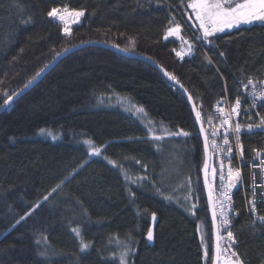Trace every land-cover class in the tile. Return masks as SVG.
<instances>
[{"label":"trees","instance_id":"16d2710c","mask_svg":"<svg viewBox=\"0 0 264 264\" xmlns=\"http://www.w3.org/2000/svg\"><path fill=\"white\" fill-rule=\"evenodd\" d=\"M53 7L84 11L70 35ZM193 16L186 0H0V106L61 51L103 42L174 76L210 137L216 106L264 80V24L204 40ZM177 23L186 43L167 35ZM246 108L244 159L264 148V102ZM203 158L188 101L158 70L103 47L70 53L0 113V264H121L126 248L123 264H211ZM244 199L236 192L235 256L264 263V225H251Z\"/></svg>","mask_w":264,"mask_h":264},{"label":"built area","instance_id":"2783aa9c","mask_svg":"<svg viewBox=\"0 0 264 264\" xmlns=\"http://www.w3.org/2000/svg\"><path fill=\"white\" fill-rule=\"evenodd\" d=\"M71 20H69V23ZM253 86L257 90L264 89V80L261 83L255 82L249 84V81L242 84V91L246 92V100H240L239 114L243 113L247 109V104H252L253 97L251 96V91ZM237 100V99H236ZM236 100H230L225 97L216 106L217 122L215 125L210 127V153L212 158L215 159V175L211 182L208 183L211 193H212V205L215 204L217 212V227L218 235L222 237L221 243V257L222 259L228 260L233 258L232 253L239 249V237H237V228L234 226V222L239 217V211L235 205V195L236 192H241L244 194L245 199V209L246 213L250 215V222L252 226L264 225V221L260 217H264V165L261 161L264 160V148L255 149L251 154L250 158L244 159L240 151V141L237 142V133H235L234 126L236 124L237 114L232 113L231 109L235 106ZM264 100L257 99L256 105L263 104ZM245 109H244V108ZM223 108L224 111L220 112L219 109ZM230 116L229 125H222L224 117ZM231 125V127H230ZM227 130V135L229 139V144L225 145L223 143V137L225 131ZM215 132L216 135L213 136L212 133ZM215 141L218 146L217 149L212 148V142ZM231 147L232 151L229 153L227 149ZM260 155H257V153ZM230 161V163H229ZM223 162V167L221 164ZM232 168L234 171H240V179L236 182V186L233 188H228V169ZM246 168V174L244 169ZM221 174L224 176V180L221 181ZM227 194L230 199L225 198ZM223 203L225 205V212L230 223L224 226L221 223L220 208L219 205ZM254 209V210H253ZM231 231L233 234L232 240L228 239L227 233ZM234 241V242H233ZM230 245V247H229ZM264 264V263H260Z\"/></svg>","mask_w":264,"mask_h":264},{"label":"snow or ice","instance_id":"6c2138e0","mask_svg":"<svg viewBox=\"0 0 264 264\" xmlns=\"http://www.w3.org/2000/svg\"><path fill=\"white\" fill-rule=\"evenodd\" d=\"M188 8H191L195 19L199 23V29L202 31L203 39L207 40L209 37L214 36L216 33L224 32L226 29L231 30L233 28H238L240 25H249L253 24L254 22H261L264 24V0H191V2L187 5ZM84 15V11L82 10H71L67 7H64L63 9L55 8L53 7L49 12L48 16L51 18L58 19L61 23L64 24V32L67 35L71 34V30L69 28V20H71V23L75 24L79 22V18ZM181 31L180 25L177 23L175 27L169 29L167 35L168 36H178ZM167 39V36L165 37ZM177 56H180L183 58V54L181 52H177ZM39 75V73H37ZM165 75H169L167 72H165ZM170 79H175L174 76H170ZM31 83V81H29ZM249 84H252V81L249 80ZM27 87V85H25ZM251 96L253 97L252 105L256 106V100H264V89L257 90L255 86H253L251 91ZM6 95V99L4 101L5 104L9 103L12 100V97L8 94ZM191 99V97H189ZM239 108H240V100L237 99L235 102V106L231 109L232 113L239 114ZM138 111L143 112V109H138ZM220 112H223L224 109L220 108ZM197 120L200 119L201 114L200 112L196 113ZM230 123V116L226 115L222 121V125H229ZM256 127H264V115L261 116V119L258 124L255 125ZM231 127V125H230ZM249 131L253 128V124L247 125ZM241 129V125L239 123H236L234 126V131L237 133V142H239V132ZM42 132L44 130H41ZM201 132H203V128H201ZM183 135L187 136L188 133L184 132ZM213 136L216 135L215 132L212 133ZM161 137L156 136L155 139L159 140ZM86 143H91L90 141H87ZM223 143L225 145L229 144V139L227 135V130L225 131L224 137H223ZM208 138L205 136V152L208 151ZM217 145L215 141L212 142V148L217 149ZM241 154L243 153V146L241 145ZM232 149L229 147L227 149V152H231ZM93 154L100 155L99 149H93ZM257 155H260L258 152ZM115 163V162H111ZM230 163V161H229ZM261 164L264 165V160L261 161ZM221 167H223V162L221 164ZM205 172H207V166H205ZM215 175V170L213 172ZM240 171L239 170H233L231 167L228 169V183L227 187L233 188L236 186V182L240 179ZM221 181H223L225 178L223 174H221L220 177ZM207 183V180H206ZM226 199H230V197L225 194ZM209 202L213 203L212 201V193L211 190L209 191ZM220 208V217H221V223L224 226H227L230 221L227 217V213L225 212V205L221 203L219 205ZM254 210V209H253ZM217 218V212H216V206L213 204V210H212V221L213 226H215V221ZM20 219H24V217H21ZM262 221H264V217H260ZM152 220H156V216L153 213L152 214ZM19 222V221H18ZM74 232H76L77 236H79V231L77 229H73ZM228 239L232 240L233 234L231 231L227 233ZM147 238L149 240L153 239V233L151 230L147 233ZM222 237L217 235V242H216V253H215V260L219 261L221 257V241ZM234 242V241H233ZM88 245L81 240V248L82 250L84 248H87ZM230 247V245H229ZM128 253V249L126 248L124 252L121 253V264H123L124 256H126ZM236 253L233 252L232 256H235ZM205 256H208V252H205ZM224 264H232L231 261L225 260ZM235 264H239V260L235 262Z\"/></svg>","mask_w":264,"mask_h":264},{"label":"water","instance_id":"95a60500","mask_svg":"<svg viewBox=\"0 0 264 264\" xmlns=\"http://www.w3.org/2000/svg\"><path fill=\"white\" fill-rule=\"evenodd\" d=\"M90 46H94V47H98V48H105L107 50H111V51H114L115 53L121 55L122 57H126V58H130V59H138V60H141V61H145L146 63H148L151 67H153L154 69L158 70L161 75L163 76V78L165 80H168V82L174 86L176 89L180 90L181 93L183 94V96L185 97V99L188 101L189 105H190V109L192 111V114H193V118H194V121L196 122V125H197V129H198V132L200 133L201 135V142H203V153H204V158H203V162H202V168H201V171H200V174H201V182H202V185L204 186V196H206V201H207V206H208V209H209V217L211 219V227H212V238H213V245H212V249H213V252H212V262L211 264H218L219 261H216L215 260V253H216V242H217V233H218V227H217V218H216V221H215V226H213V221H212V210H213V205L212 203L209 202V191H210V187L208 185V170H209V166H210V153H209V147H208V151L205 152V136H207L206 134V131L204 130V127H203V124H202V121L197 120V117H196V113L198 112V110H196V107L194 105V102L193 100L189 99V94L186 92V90H184L182 88V86L175 81V79H170V75H165V71L164 69H162L156 62H153L151 59H148L147 57H143L141 55H137L135 53H130L124 49H120L118 48L117 46H114V45H109V44H106V43H99V42H95V41H90V42H87V43H80L79 45L77 46H73V47H69L68 49L66 50H63L61 51L56 57H54L50 62H48V65L43 68L41 71H39V75H37L34 79L31 80V83H28L27 84V87H24L20 90H18L14 95H12V100L7 103V104H3L0 106V113L3 112L5 109H7V106L10 105L12 102L16 101L21 95L27 93L30 89H32L33 87L36 86V84L44 77L47 75V73L49 72V70H51L56 64H58V62L65 58L66 56H68L70 53H73L77 50H80L81 48H85V47H90ZM168 73V72H167ZM201 128H203V132H201ZM209 145V143H208ZM205 166H207V172H205ZM206 180H207V183H206Z\"/></svg>","mask_w":264,"mask_h":264},{"label":"rangeland","instance_id":"374dc122","mask_svg":"<svg viewBox=\"0 0 264 264\" xmlns=\"http://www.w3.org/2000/svg\"><path fill=\"white\" fill-rule=\"evenodd\" d=\"M190 2H191V0H186V4H187V5H188ZM189 9H191V8H189ZM191 10H192V9H191ZM192 14H194L193 11H192ZM193 17H194V22H195V23H196V22L198 23V21L195 19V15H194ZM198 24H199V23H198ZM180 28H181V31H180L178 37L186 43V41L189 40V36L183 32L181 26H180ZM63 29H64V28H63ZM189 45H190V43H187V44H186V46H189ZM182 46H183V45H182ZM178 52H180V51H178ZM130 113H133L134 116H136L137 114H140V113H137L135 110H132V109H131V112H130ZM216 122H217V120L215 119V120L211 123V125H212V126L215 125ZM211 125H210V126H211ZM254 129H261V130H264V127H256V128H254ZM254 129H253V130H254ZM207 138H209L208 135H207ZM209 141H210V140H208V142H209ZM88 147H89V152H90V155H91V156H94V157H95V156H98V155L93 154V149H94V148H95V149H99V148L94 147V146H92V145H90V144H88ZM209 147H210V142H209ZM99 150H100V149H99ZM210 163H211V164H210V166H209V170H208V174H209V175H208V181H209V182L212 181V179H213V177H214L213 172H214V170H216V167H215V159H213L212 161H210ZM117 257H119V256H117ZM119 258H120V257H119ZM237 259L239 260V264H244L243 261L241 260V258H239V257H237V256H235V257H233V258H230V259H228V260L231 261L232 264H235V262L237 261ZM224 262H225V260L222 259V258H220L218 264H224Z\"/></svg>","mask_w":264,"mask_h":264}]
</instances>
